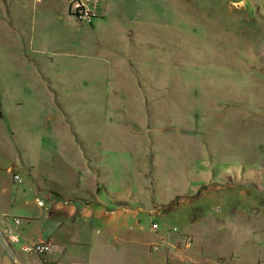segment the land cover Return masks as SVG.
I'll return each instance as SVG.
<instances>
[{
  "label": "rangeland",
  "instance_id": "374dc122",
  "mask_svg": "<svg viewBox=\"0 0 264 264\" xmlns=\"http://www.w3.org/2000/svg\"><path fill=\"white\" fill-rule=\"evenodd\" d=\"M69 1L0 0L1 28L11 13L19 29L15 42L4 32L0 38V176L9 177L10 165L39 179L40 171H55L66 191L75 185L66 157L83 156L97 166L104 153L137 156L141 148L143 165L154 163L147 169L156 195L166 202L196 179L186 154L191 139L205 141L207 163L219 167L222 182L246 170L242 187L264 201V0H160V6L155 0V16L154 0H140V22L122 20L123 0H102L110 15L99 14L95 20L103 22L94 30L69 16ZM120 25L137 33L128 37ZM139 167L130 162V171ZM226 198L172 210L174 232L187 212L208 224L220 220L215 230L222 240L233 239L237 252L264 253L244 219L248 207L237 194ZM196 238L190 250L184 237L187 256H202ZM205 246L204 254L218 251Z\"/></svg>",
  "mask_w": 264,
  "mask_h": 264
},
{
  "label": "crops",
  "instance_id": "0c3cea01",
  "mask_svg": "<svg viewBox=\"0 0 264 264\" xmlns=\"http://www.w3.org/2000/svg\"><path fill=\"white\" fill-rule=\"evenodd\" d=\"M244 1L247 4V0H240V3ZM139 2L140 0L129 2L123 0L125 11L122 20L141 21L139 16L143 9L138 6ZM158 2L160 6V0ZM97 3L95 6L98 17L100 14L103 20H106L110 15L108 2L101 0ZM153 3V11H150V14L154 12L155 16V0ZM1 15L0 22L3 20ZM69 16L72 17L70 14ZM16 18V15L11 13L10 16L4 17L5 25L3 28L0 25V38L4 32L15 42L13 37L19 32ZM95 19L90 24L92 30L103 22ZM119 31L132 38L137 33L133 28L124 25H120ZM101 45L99 42L96 46ZM131 133L132 136L143 134L147 136L145 133ZM188 140L186 154L191 155V158L187 157V161L192 163V168L198 169L196 179L187 182L182 190L169 193L166 202L156 195L153 186L156 181L154 183L153 172L148 170L154 163L152 161L148 163L145 159L143 165V157L140 156L139 150L141 148L137 149V156L130 155L127 153L129 151L119 152L118 156H112L114 153H104L101 157H96L97 166H94L92 159L88 162L83 156L74 157L75 154L63 159L75 183L70 190L66 189L71 191L69 196L55 180L59 177L55 171L50 172L51 176L47 171H40L42 175L39 179L15 169L14 165L8 166L6 170L10 174L9 177L0 176V209L8 216L21 217L19 225L21 243L51 242V250L42 258L37 254L24 252L21 244H15L12 246L11 255L0 244V264H8L10 260L16 264L13 256L18 260V264H45L44 259L54 264H188V261L194 263L199 261L198 264H264V253L255 256L241 254L242 252H237V245L233 239L226 237L222 240V234L215 230L220 226L216 225L220 220L208 224V218L185 212L177 227L179 234L174 232L168 219V213L172 210L182 206L200 209L207 207L211 202L219 203L215 202L217 200L225 203L226 196L233 193L239 195L241 206L248 207L244 210L248 217L244 219L255 228L253 229L257 237L255 242L262 243L264 249V201L255 200L249 195V190L242 187L248 179L247 171L240 170L237 177H231L232 181L222 182L220 179L223 175L220 174L219 167L214 163L210 165L212 160L207 163V155L210 153L204 151L205 141ZM152 145L148 154L153 153L152 147L154 148L156 144L152 142ZM199 153L203 159L197 157ZM131 161L140 162L138 171H130ZM254 167L255 175L260 173L259 168ZM14 173L22 176L21 183L14 181ZM64 175L63 173L62 176ZM255 175L252 173L253 182L256 181ZM43 182L47 183L46 188ZM85 192L88 193L87 196H83ZM245 193L246 196H242ZM183 194L186 195L185 198H181ZM179 197L182 200L179 201ZM37 199L43 201L42 206L36 204ZM175 202L180 207L175 205ZM158 205H163V209ZM211 209L214 210V207ZM244 213L239 212V215L244 216ZM8 222L9 217L0 216V226H5ZM153 223L159 225L157 231L152 230ZM187 236L192 238V244L193 237L195 239L196 236L200 237L198 239L202 243L200 245L202 256L199 253L187 256L188 252H182L183 240ZM205 242V249L212 245L218 251L214 255L211 252L204 254L202 247ZM154 244H159L157 250L153 249ZM185 247H190L191 250L192 245L186 246L185 243Z\"/></svg>",
  "mask_w": 264,
  "mask_h": 264
},
{
  "label": "built area",
  "instance_id": "2783aa9c",
  "mask_svg": "<svg viewBox=\"0 0 264 264\" xmlns=\"http://www.w3.org/2000/svg\"><path fill=\"white\" fill-rule=\"evenodd\" d=\"M69 14L76 18L80 23L92 24L93 20L98 16L97 8L95 4H92L89 0H71L68 7ZM13 179L16 183H21L23 178L20 174H13ZM39 205H43L42 200H38ZM0 216L3 218L10 219L5 226H0V244H2L11 255L13 254L12 246L15 244H21V249L26 253H34L42 258L44 255L51 250V242H38V243H21V235L19 232V225L21 223V217L19 216H8L0 209ZM152 230L157 231L159 225L153 223L151 226ZM192 244V238L186 237V246ZM159 244H154L152 247L154 250L158 249ZM16 264L18 260L13 256ZM45 264H54V262L44 259Z\"/></svg>",
  "mask_w": 264,
  "mask_h": 264
}]
</instances>
